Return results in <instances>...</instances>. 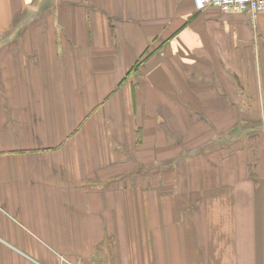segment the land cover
Returning a JSON list of instances; mask_svg holds the SVG:
<instances>
[{
	"label": "crops",
	"instance_id": "crops-1",
	"mask_svg": "<svg viewBox=\"0 0 264 264\" xmlns=\"http://www.w3.org/2000/svg\"><path fill=\"white\" fill-rule=\"evenodd\" d=\"M50 1L0 0V264H264V12Z\"/></svg>",
	"mask_w": 264,
	"mask_h": 264
},
{
	"label": "built area",
	"instance_id": "built-area-1",
	"mask_svg": "<svg viewBox=\"0 0 264 264\" xmlns=\"http://www.w3.org/2000/svg\"><path fill=\"white\" fill-rule=\"evenodd\" d=\"M197 10L216 7L222 11H243L253 16L264 12V0H194Z\"/></svg>",
	"mask_w": 264,
	"mask_h": 264
},
{
	"label": "rangeland",
	"instance_id": "rangeland-1",
	"mask_svg": "<svg viewBox=\"0 0 264 264\" xmlns=\"http://www.w3.org/2000/svg\"><path fill=\"white\" fill-rule=\"evenodd\" d=\"M50 3H51L50 0H37V2H36L34 5L37 6V9L40 8L39 11H43V10L47 9V7L51 6ZM39 11H38V13H40ZM45 13H47V12L45 11ZM45 13H41V14H42V17H44ZM27 16L30 17L31 15L29 14V15H27ZM25 21H26V19H25ZM26 22H28V20H27ZM242 127H243V126H242ZM256 127H257V126H255L254 128H256ZM254 128H253V129H254ZM254 130H255V129H254ZM250 132H251V131H250ZM221 143H222V142H219L217 145L220 146ZM255 145H257L256 142H255ZM255 145L252 144V148H253ZM218 146H217V147H218ZM223 146H224V144L222 145V147H223ZM241 146H242L241 142H235V143H234V148H239V147H241ZM220 147H221V146H220ZM252 156H253L252 158H254V159L257 157V156L255 157V153H254V155H252Z\"/></svg>",
	"mask_w": 264,
	"mask_h": 264
}]
</instances>
